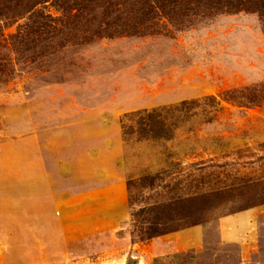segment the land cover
I'll use <instances>...</instances> for the list:
<instances>
[{"label": "rangeland", "instance_id": "rangeland-1", "mask_svg": "<svg viewBox=\"0 0 264 264\" xmlns=\"http://www.w3.org/2000/svg\"><path fill=\"white\" fill-rule=\"evenodd\" d=\"M161 22L151 35L11 59L0 84V264H264V204L238 210L237 195L264 179V102L223 96L264 82L262 24L245 11ZM183 101L172 138L124 139L125 114ZM41 172L87 193L64 239L41 221ZM120 183L115 206L95 215L91 188ZM205 194L215 197L198 203L209 206L203 223L147 242L131 233L142 205Z\"/></svg>", "mask_w": 264, "mask_h": 264}, {"label": "trees", "instance_id": "trees-1", "mask_svg": "<svg viewBox=\"0 0 264 264\" xmlns=\"http://www.w3.org/2000/svg\"><path fill=\"white\" fill-rule=\"evenodd\" d=\"M240 11L256 14L264 33V0H0V84L12 78L11 59L34 61L69 44L98 38L151 35L165 27L162 20L181 28L197 16L209 18ZM13 26L14 33L6 34ZM223 96L238 106H260L264 102V82L229 90ZM186 103L125 114L121 120L124 139L172 138L180 121L177 113ZM150 180L153 182V178ZM238 189L237 195L245 199L238 210L264 204V179ZM211 197L215 194L142 205L131 212V233L147 242L201 224L209 206L200 207L198 203L207 205Z\"/></svg>", "mask_w": 264, "mask_h": 264}, {"label": "crops", "instance_id": "crops-1", "mask_svg": "<svg viewBox=\"0 0 264 264\" xmlns=\"http://www.w3.org/2000/svg\"><path fill=\"white\" fill-rule=\"evenodd\" d=\"M39 175V180L41 182L39 192L41 221L47 227L48 233L52 235L54 234V240H58L59 237H63L61 239H64V236L66 235L65 225L71 222L72 219V204L80 203V199L82 200V198L86 197L87 193L85 194L79 189L78 192H75V195H72L70 191L65 189V184H62L60 181H57L53 188L51 186V175H45L44 172H41ZM37 178V173H34V183L37 182ZM123 187L124 185L120 183L111 184L106 188H104V184L91 188L90 196L94 198L93 201L95 203L92 209L97 213H95V215H98L99 213L101 214L106 206H115L117 195L122 192ZM105 193L110 195L107 201L104 199ZM35 202L36 191L34 190L33 203Z\"/></svg>", "mask_w": 264, "mask_h": 264}]
</instances>
